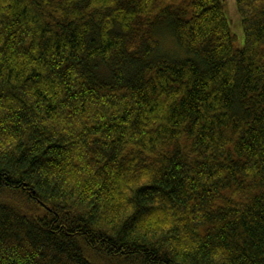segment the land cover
<instances>
[{
    "label": "trees",
    "instance_id": "16d2710c",
    "mask_svg": "<svg viewBox=\"0 0 264 264\" xmlns=\"http://www.w3.org/2000/svg\"><path fill=\"white\" fill-rule=\"evenodd\" d=\"M235 5L239 49L222 0H0V264H264V0Z\"/></svg>",
    "mask_w": 264,
    "mask_h": 264
},
{
    "label": "rangeland",
    "instance_id": "374dc122",
    "mask_svg": "<svg viewBox=\"0 0 264 264\" xmlns=\"http://www.w3.org/2000/svg\"><path fill=\"white\" fill-rule=\"evenodd\" d=\"M222 2L225 9V15L229 21L231 30L236 37V48L239 49L243 46V33L240 27L241 23L237 14L235 0H222ZM158 32H161V34L158 36V46L160 53L163 52L169 56L181 58L182 54L179 53V50L172 40V37L169 35L170 33L164 28H159Z\"/></svg>",
    "mask_w": 264,
    "mask_h": 264
}]
</instances>
